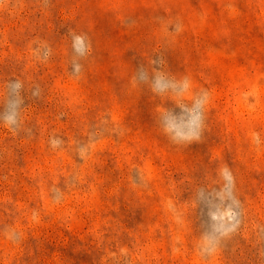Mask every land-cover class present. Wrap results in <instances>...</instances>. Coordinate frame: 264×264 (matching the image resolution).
Masks as SVG:
<instances>
[{
  "label": "rangeland",
  "instance_id": "obj_1",
  "mask_svg": "<svg viewBox=\"0 0 264 264\" xmlns=\"http://www.w3.org/2000/svg\"><path fill=\"white\" fill-rule=\"evenodd\" d=\"M0 264H264V0H0Z\"/></svg>",
  "mask_w": 264,
  "mask_h": 264
}]
</instances>
